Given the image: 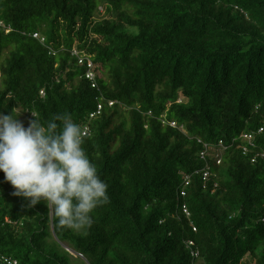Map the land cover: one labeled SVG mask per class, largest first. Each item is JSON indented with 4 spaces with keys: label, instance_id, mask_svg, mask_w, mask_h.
I'll list each match as a JSON object with an SVG mask.
<instances>
[{
    "label": "trees",
    "instance_id": "trees-1",
    "mask_svg": "<svg viewBox=\"0 0 264 264\" xmlns=\"http://www.w3.org/2000/svg\"><path fill=\"white\" fill-rule=\"evenodd\" d=\"M0 20L13 30L0 29V111L90 123L83 147L110 199L85 235L60 226L43 201L28 207L0 172V257L264 264V0H0ZM76 46L118 103L93 121L100 95L79 81ZM243 133L256 136L247 155Z\"/></svg>",
    "mask_w": 264,
    "mask_h": 264
},
{
    "label": "clouds",
    "instance_id": "clouds-1",
    "mask_svg": "<svg viewBox=\"0 0 264 264\" xmlns=\"http://www.w3.org/2000/svg\"><path fill=\"white\" fill-rule=\"evenodd\" d=\"M0 22L6 26L0 29L7 33L13 31L11 26ZM36 34L40 39L34 37ZM36 34L33 35L34 39L45 46L46 37ZM74 50L84 53L94 63V82L86 79L87 67L79 65L73 57ZM50 54L56 55L52 49ZM70 55L82 69L79 81H86L92 90L99 92L97 108L91 115L98 111L100 104L104 109L95 119H91L90 115V121L96 120L106 109H113L118 103L106 99L101 92L94 58L78 46L70 51ZM42 96H45L44 92ZM30 113L34 119L25 127L19 118L21 112L6 115L0 111V172L4 174L5 182L14 189L12 194L27 201L28 207H35L43 201L58 218L60 226L87 235L94 223V211L110 203L108 185L100 178L96 164L83 147V137L86 136L82 133L86 127H89L91 133L90 123L82 130L67 113L57 114L47 123H42L34 113ZM147 116L151 117L152 113ZM162 122L171 128H174L172 123H176L167 120ZM174 129L184 130L178 124ZM187 218H191V212Z\"/></svg>",
    "mask_w": 264,
    "mask_h": 264
},
{
    "label": "built area",
    "instance_id": "built-area-1",
    "mask_svg": "<svg viewBox=\"0 0 264 264\" xmlns=\"http://www.w3.org/2000/svg\"><path fill=\"white\" fill-rule=\"evenodd\" d=\"M0 27H6L3 23L0 22ZM36 39H40V36L38 34H36L34 36ZM44 41V39L42 40V42ZM73 57H75L78 60V63L80 66H86L87 67V71H86V79H88L89 81L94 82L95 81V74H94V63L90 60V58H88L84 53L78 51V50H74L73 52ZM94 87H96V84H93ZM104 106L102 104L98 105V111L95 112L94 114L91 115V119H95L97 118L103 111ZM172 127L176 128L177 124L176 123H172L171 125ZM90 133V129L89 127H86L84 129V136H87ZM264 133V126L261 127L258 131V134H263ZM255 134L254 133H244L242 134V136L240 137V140L242 141V143H244V145L241 147L244 154L247 155L249 154V152L251 151V149L255 148ZM223 147V143H221V146ZM209 146L205 147V150L202 152L201 154V158L203 160H207L209 157ZM264 157V154H263ZM218 164H221V161L218 162ZM184 177V186L183 189L181 191V196L182 197H186L187 196V191L186 189L190 187L191 185V181H192V176L191 175H183ZM210 177V173L209 171H205L204 172V179L206 180L207 178ZM182 211L183 213L187 216L190 217V211L187 205H183L182 206ZM192 245V244H191ZM198 255V254H197ZM4 263V264H19L17 260H13L11 258H4V257H0V263Z\"/></svg>",
    "mask_w": 264,
    "mask_h": 264
},
{
    "label": "rangeland",
    "instance_id": "rangeland-1",
    "mask_svg": "<svg viewBox=\"0 0 264 264\" xmlns=\"http://www.w3.org/2000/svg\"><path fill=\"white\" fill-rule=\"evenodd\" d=\"M99 12H100V16H99L100 18L104 17L106 15V11H105L104 7H101ZM19 112H21V111L19 110ZM19 118H20L21 122L24 124V126L27 127L28 126V119L24 115H20ZM62 246L65 250L70 252L73 257H75V256L78 257V254L71 247V245L64 243V244H62ZM79 257L82 258L87 264H90V262L87 260V258H84L82 255L81 256L79 255Z\"/></svg>",
    "mask_w": 264,
    "mask_h": 264
}]
</instances>
